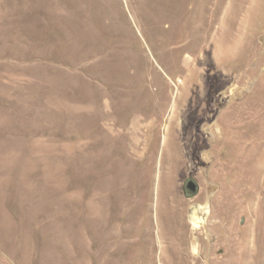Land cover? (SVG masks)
Instances as JSON below:
<instances>
[{"label": "rangeland", "instance_id": "rangeland-1", "mask_svg": "<svg viewBox=\"0 0 264 264\" xmlns=\"http://www.w3.org/2000/svg\"><path fill=\"white\" fill-rule=\"evenodd\" d=\"M176 131L186 161L163 158ZM228 131L264 134V0H0V264H114L146 203L160 232L157 200L195 264H264L259 187L221 175ZM104 158L122 172L105 205Z\"/></svg>", "mask_w": 264, "mask_h": 264}, {"label": "bare ground", "instance_id": "bare-ground-1", "mask_svg": "<svg viewBox=\"0 0 264 264\" xmlns=\"http://www.w3.org/2000/svg\"><path fill=\"white\" fill-rule=\"evenodd\" d=\"M185 1L190 2V0H185ZM188 14L189 11L186 8L183 11L181 20L179 19L180 21L178 26V32H179L178 42L180 44L185 42L188 38V35L190 34L189 32H187L188 27L185 20ZM179 49H182L183 51L189 50L190 52H192V49L190 48V44L188 43L181 45V48ZM186 134L189 135L187 131L175 132V136L179 140L177 141L178 144L175 145L176 149L173 151L172 148L170 149V144L172 145V143L171 142L167 143L165 149L163 150L164 159H166V156H170L171 154H174L175 156H181L186 161L188 156H190L191 154L190 152H187V148L193 142H194L193 144L196 145L195 139L192 142L191 137L184 138ZM225 136L226 137L222 143L224 146L231 149L233 154L231 156L230 162L222 165L223 168L221 169V175L224 180H227L229 177H233L231 179V183H229V190L241 197L243 190H245V187H243V185H240L239 182L243 181L245 183L244 176L247 178L248 177L250 178V176H252L253 178L247 179L248 182L246 183H248L250 186L252 184V185H257V187H259V190H256L257 189L256 187H255L256 189H254L255 191H258L257 204H256V208H254V213L256 214L257 217L261 218L262 224L260 227L261 228L260 240L259 239L256 240L255 244L253 245H254V249L257 250V254H261L262 248H264V134H262L259 131H248V132L228 131V133H226ZM153 158L154 156H151L149 157L150 160L148 159L150 162L148 163V165L149 166L151 165V168L153 165ZM104 159L105 161L103 163V166L100 168L98 173L99 195L100 198L103 199L102 201L103 205H105V202L107 203L108 201V197H107L108 191L109 192L113 191V193L116 192L117 178L120 177V175H122L121 170H116L115 168L116 163L114 160L106 159V158ZM106 160H107V164L109 163L112 168V172L110 173L108 179L110 183L106 181L107 180V176H106L107 171L105 169ZM252 190L253 189H251V191ZM253 196L254 197H252V199L255 198L256 194ZM252 202L254 203V201ZM131 203H132V199L130 200V202L128 201L120 205H116L115 208L119 206L122 208L121 211L127 213L128 210L131 211ZM193 211H194L193 228L194 230H197L198 224L200 223L199 216L202 214V212L198 208ZM151 213H152V205L146 203L144 205L143 214L139 213L140 216L138 215L141 221L138 232H134L132 230L127 229L124 230L123 233L120 235V238L122 239L124 238L129 239V237H137V238L133 242H130L127 245H123L122 250L118 251V257L114 261V264H195L196 260L198 259L197 255H199L200 248L198 249L196 242L194 243L190 241V236H188L186 232L184 233L182 232V230L179 231L178 228L174 225L177 221L176 213H174V215H168L167 218L163 216V214L160 212V202L159 200H157V206H156V213L158 220L157 226H160L162 228V229L160 228V232L158 231L159 232L158 234H154L155 226L150 216L152 215ZM115 251L116 250L114 244L112 257H114Z\"/></svg>", "mask_w": 264, "mask_h": 264}, {"label": "water", "instance_id": "water-1", "mask_svg": "<svg viewBox=\"0 0 264 264\" xmlns=\"http://www.w3.org/2000/svg\"><path fill=\"white\" fill-rule=\"evenodd\" d=\"M185 187L189 193H194L196 191V185L192 181L188 182Z\"/></svg>", "mask_w": 264, "mask_h": 264}]
</instances>
